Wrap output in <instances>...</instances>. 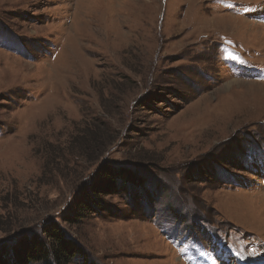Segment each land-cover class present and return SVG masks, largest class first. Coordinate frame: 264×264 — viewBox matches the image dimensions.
<instances>
[{
  "label": "rangeland",
  "instance_id": "rangeland-1",
  "mask_svg": "<svg viewBox=\"0 0 264 264\" xmlns=\"http://www.w3.org/2000/svg\"><path fill=\"white\" fill-rule=\"evenodd\" d=\"M223 1L0 0V250L55 223L85 264H264V71L221 53L264 63V0ZM105 167L142 194L72 216Z\"/></svg>",
  "mask_w": 264,
  "mask_h": 264
},
{
  "label": "trees",
  "instance_id": "trees-1",
  "mask_svg": "<svg viewBox=\"0 0 264 264\" xmlns=\"http://www.w3.org/2000/svg\"><path fill=\"white\" fill-rule=\"evenodd\" d=\"M238 165L234 167H240ZM102 171L105 174V179L103 181H92L83 188V194L77 197L75 206L73 207L72 212L74 213H70L72 216L75 214L76 217H83L84 215L96 214L102 211L104 209V202L101 200V195L108 193L115 194L126 188L130 192V181L140 186V190L137 193L142 194L141 186H143V181L138 179L134 174L129 173L128 170H115L105 167ZM152 198L154 199L155 196L148 197V199ZM68 219L70 220V218ZM55 229H57L55 223L52 224V227L44 229L45 233L48 234V238L52 239L49 242L46 241L47 243L43 241L38 243L36 241L34 246L26 244L18 249L13 247L11 249L4 248L0 250V264H33L38 261L45 262L49 256L58 264L69 263L70 260L76 257L81 258L85 264L87 261L86 255L79 250V247L74 242Z\"/></svg>",
  "mask_w": 264,
  "mask_h": 264
},
{
  "label": "bare ground",
  "instance_id": "bare-ground-1",
  "mask_svg": "<svg viewBox=\"0 0 264 264\" xmlns=\"http://www.w3.org/2000/svg\"><path fill=\"white\" fill-rule=\"evenodd\" d=\"M239 83L244 84V82H242V81L232 80V81H229L228 84H226V87H227V86H231V85H233V84H239ZM251 85H253V86L255 85V86H256L257 84H254V83H253V84H251ZM263 194H264V193H263ZM236 258H239V259H240V258H243V257H242V256H240V257L237 256ZM230 264H233V261H231ZM246 264H248V262H246Z\"/></svg>",
  "mask_w": 264,
  "mask_h": 264
}]
</instances>
